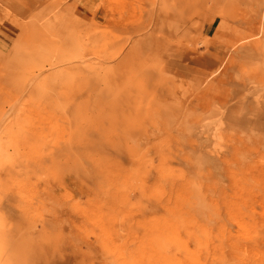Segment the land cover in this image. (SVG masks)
<instances>
[{"label":"rangeland","instance_id":"obj_1","mask_svg":"<svg viewBox=\"0 0 264 264\" xmlns=\"http://www.w3.org/2000/svg\"><path fill=\"white\" fill-rule=\"evenodd\" d=\"M0 264H264V0H0Z\"/></svg>","mask_w":264,"mask_h":264},{"label":"crops","instance_id":"obj_2","mask_svg":"<svg viewBox=\"0 0 264 264\" xmlns=\"http://www.w3.org/2000/svg\"><path fill=\"white\" fill-rule=\"evenodd\" d=\"M4 26L6 27L4 31L1 30L2 27L0 28V52H4L16 37L15 27L11 21L4 24Z\"/></svg>","mask_w":264,"mask_h":264},{"label":"bare ground","instance_id":"obj_3","mask_svg":"<svg viewBox=\"0 0 264 264\" xmlns=\"http://www.w3.org/2000/svg\"><path fill=\"white\" fill-rule=\"evenodd\" d=\"M243 1V0H242Z\"/></svg>","mask_w":264,"mask_h":264}]
</instances>
